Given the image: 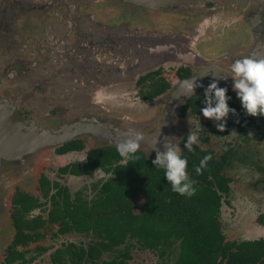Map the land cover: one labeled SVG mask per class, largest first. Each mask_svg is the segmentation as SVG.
I'll list each match as a JSON object with an SVG mask.
<instances>
[{
  "label": "flooded vegetation",
  "instance_id": "1",
  "mask_svg": "<svg viewBox=\"0 0 264 264\" xmlns=\"http://www.w3.org/2000/svg\"><path fill=\"white\" fill-rule=\"evenodd\" d=\"M118 3L138 8L132 19L120 11ZM262 5H253L251 0H205L191 5L198 10H189L186 6L177 10L148 8L121 0H0V185L6 182L12 185L13 192L21 190L17 186L21 178L14 177V171L26 184H30V180L37 183L40 176H45L41 173L27 179L32 170L29 162L44 158L45 146L23 148L20 142L27 126L22 128L13 123L9 105L15 107L27 125L34 123L42 131H59L77 121H89L92 116L100 121H122L121 125L130 126L129 123L141 119L119 111L122 105L132 102L124 100V94L133 93V98L139 102L151 103L164 96L176 82L192 75L200 67V62L195 61L202 54L205 60L213 59L237 47L248 46L251 35L257 34L258 29L261 31ZM120 22L137 37V43L123 41L118 32ZM210 28L214 30L212 40L205 43L196 40L199 36L206 40V35L211 34ZM145 32H153L161 39L159 49L164 51L163 57L152 58L155 51L146 58H136L134 52L129 53L131 45L140 51L144 49L139 36ZM189 51L194 53V58L189 56ZM159 81L168 84L165 92L151 100L139 99L137 90L150 88ZM219 85L231 88L230 84ZM237 99L240 101L239 97ZM108 109L115 110L110 112L116 116L108 119L100 113ZM118 113L123 117L117 116ZM255 117L247 141L264 139V133L257 130ZM260 118L263 122V116ZM74 139L81 141V149L57 154L55 146L51 152L63 156L85 150V158L90 148L117 146L103 142L85 148L82 139ZM60 166L56 167V172ZM261 170L264 169L259 172ZM223 175L228 178L229 186L230 177ZM7 185L5 188L9 189ZM3 188L0 186V205H3ZM228 193L222 196L221 202ZM253 222L256 226H252L253 230L246 227L245 239L240 240L264 239V214L256 216ZM260 231L263 233L258 234ZM0 236H6L4 225L0 227ZM4 244L0 242L3 253Z\"/></svg>",
  "mask_w": 264,
  "mask_h": 264
},
{
  "label": "trees",
  "instance_id": "2",
  "mask_svg": "<svg viewBox=\"0 0 264 264\" xmlns=\"http://www.w3.org/2000/svg\"><path fill=\"white\" fill-rule=\"evenodd\" d=\"M209 84L198 88L179 105L180 117L189 114L196 118V123H201L197 133L203 142L208 139L209 124L201 109L206 106L204 92ZM218 86L227 88L231 98L229 107L236 110L235 115L229 113L224 131L229 129L246 142L248 131L253 129L254 116L246 113L229 86ZM167 89L168 84L159 81L150 88L137 90V96L140 100H151ZM196 123L192 125L195 132ZM210 131L218 134L214 128ZM185 143L183 139L180 154L188 161L187 171L196 188L191 197L172 190L165 169L155 166L154 158L139 150L136 153L139 160H126L114 145L90 148L82 163L70 162L57 168L62 175H90L95 170L107 174L103 181L90 185L91 196L87 197L82 189L71 194L67 186L50 181L46 176L37 180L38 196L15 190L9 210L13 234L0 264L26 259H31L30 264H38L32 262V256L26 258V254L31 250H45L38 241L43 239L46 226H56L51 232L53 235L72 231L91 236L86 245L66 242L53 248L48 253L47 264L95 261L97 264H128L132 246L129 240L158 254L176 246L173 264H264V239L226 240L220 228V202L229 190L228 178L222 169L232 148H226L218 158L212 150L199 144H194V151L189 152L184 148ZM81 148V141L72 139L58 145L54 152L62 154ZM206 155H211L212 159L197 174L196 167ZM33 210L39 212L32 214ZM104 253L110 256L102 259Z\"/></svg>",
  "mask_w": 264,
  "mask_h": 264
},
{
  "label": "rangeland",
  "instance_id": "3",
  "mask_svg": "<svg viewBox=\"0 0 264 264\" xmlns=\"http://www.w3.org/2000/svg\"><path fill=\"white\" fill-rule=\"evenodd\" d=\"M253 5H262L260 0H251ZM120 8V11L129 14L130 18H133V13H136L138 10L137 7L131 6L129 4L124 3H118L117 5ZM264 6V5H262ZM186 9L189 10H198L197 8H194L192 6H186ZM184 7H174L171 9H177V10H183ZM188 14V13H185ZM261 17V31L260 29L257 30V34L259 35L256 37L257 34L251 35L250 44L246 47H237L235 51L229 52L227 54H224L226 57L225 59L227 61H224L225 67L227 66L229 69L231 68L232 64L236 59L242 58L244 56H251L253 58H256L254 55V52L256 50V53L261 54L260 45H263V42H259L258 40L262 41L264 37V13L259 15ZM124 21V20H122ZM121 23V22H120ZM119 23V33L120 37L123 39V41L127 42H133L137 43V37H134L131 31H129V28L124 23ZM154 29V28H153ZM213 28H210L211 34H209V37L206 35V40L204 37L200 39V36L196 40H201L202 42H208L212 40L214 36V30ZM156 31V30H155ZM260 31V32H259ZM201 34V33H200ZM202 35V34H201ZM136 38V39H135ZM140 42L142 44V47L144 48L142 51L138 50L136 46L131 45L129 47L130 54L133 55L132 52H134L136 58H146L149 56L153 51H155V55L152 58H159L164 56V51H161L159 49V45L161 43V39L158 37L157 34L153 32H145L142 33L140 36ZM226 48H228V43H225ZM129 46V45H128ZM222 48V47H221ZM219 51V50H218ZM194 53L192 51H189V56H192L194 58ZM201 55V57H197L195 63L201 62L203 63H217L218 57L224 56L220 55L213 59H206ZM204 59H203V58ZM200 64V65H201ZM219 64L223 65V61L219 62ZM226 67V68H227ZM213 69L208 70L205 74V78H211L213 76ZM217 74V73H216ZM221 74V73H218ZM224 78L227 80H234V78L231 75H220V77H216V81L219 84H230L232 90H233V82L226 83L224 82ZM231 78V79H230ZM200 82V81H199ZM177 82L173 85L171 89H168L166 94L164 96L157 98L156 100L152 101L151 103H143L139 102L135 97L133 98V93L124 94V100L132 101L130 103H126L124 105H120L119 111L135 116L136 118L141 119L140 122L134 121L133 123H129L130 126H124L121 125L122 121H100L97 120L92 116V119H89V121L81 122L77 121L78 123H86V124H92V125H106L108 129H125L128 130L129 128L135 127L140 133H146L149 132L153 127L159 124L160 117L162 115L165 101L168 98L169 94L174 89ZM236 93V92H235ZM237 95V94H236ZM238 97V96H237ZM183 97L178 103V106L176 107L174 113H173V123H172V132L168 135V139H172V137H175V139L172 141L175 143V145L180 149L182 140L185 139L187 141V135L189 132H195L192 128V125L196 123V118L189 114H185L183 117H180L179 115V105L183 101ZM111 103V102H109ZM101 108V107H100ZM103 109V108H102ZM110 111H115L112 109L103 110V112H100L104 117H107L108 119L115 117L114 113ZM118 111V112H119ZM121 113H118L117 116L123 117L120 115ZM126 117V116H125ZM264 119V116H263ZM155 120V121H154ZM260 116L255 117V122L257 124V130L258 132L264 133V121L261 122ZM207 122L209 124V127L206 129V133L208 134L207 141L203 142L199 140L198 143L200 147L208 148L214 152L216 156H219L226 148L230 147L232 148L233 152L231 153V156L229 157L228 164L223 168V173L230 177L231 181L229 183V193L228 195L223 198L220 209H219V222H220V228L223 233V236L226 240H240L245 239L246 234V227L249 230H253V225L255 223L256 216L264 214V185H262V180L264 178V170H261L262 172H259V169H264V139H249L248 141L244 142L240 138L236 137L234 133L231 130L227 131H219L216 127V123L211 119H207ZM123 123H127V121H124ZM156 123V124H155ZM133 124V126H131ZM144 124H147L146 127H143ZM153 124H155L153 126ZM139 126V127H137ZM149 126H152L149 128ZM79 127V126H77ZM141 127V128H140ZM148 128V129H145ZM210 128H214L217 130L218 134H213L210 131ZM59 129V128H58ZM80 129V128H78ZM82 130H79L76 132L74 138H80L84 142V146L86 147H93L98 146L99 144H102L103 142H110L114 143V140L109 136L107 129H102L95 131L93 128H81ZM140 129V130H139ZM47 134H53L58 133L57 131H44ZM250 134V133H249ZM199 136V134L197 133ZM165 134L161 135L159 137V141H157V147L147 148L146 150H142L144 154L148 157L156 158V152L155 148L163 150V145L165 143V138H163ZM87 140V141H86ZM59 144V143H58ZM57 142L51 141L46 142L45 145V155L44 158H39L35 160H31L28 164L30 168H32L31 171L27 174V179H34L39 174L43 173L50 181L56 180L59 183L67 186L69 192L72 194L74 191L78 189H82L85 193V195L91 196L92 195V188L90 185L92 183H99L103 181L107 174L103 173L100 170H95L90 175H79V176H73L68 174H58L56 172V167L60 166L64 163H70V162H78L79 164L83 162L84 158V152L85 150L81 151H72L68 152L63 156H57L56 154L52 153V149L58 145ZM16 170V168L14 169ZM14 177L21 178V181L18 182L17 185L21 190L38 196V191L36 188V182L33 183L30 180V184H26L25 180H22V176L16 173L14 171ZM26 177V176H25ZM23 177L24 179H26ZM23 181V182H22ZM28 182V181H26ZM15 184V183H13ZM6 182L1 184L0 186L3 188L1 193L3 196V199L1 202L3 205L1 206L0 210V227L1 225H4V229L6 231V236L2 237L0 236V242H4V246L9 243L12 234L13 229L11 226V222L9 219V210H10V197L13 193L11 186L7 185L9 189H6ZM259 192V193H258ZM38 210H33L32 214L38 213ZM44 215V213H42ZM261 217V216H260ZM256 226V225H255ZM56 229V226H46L44 228L45 235L43 239L38 241V244L45 247V250L41 252H35L34 250H31L28 254H26V258L29 256H32L33 261L37 262L38 264H47L48 260V253L55 247L60 246L62 243L66 242H73L76 244H83L86 245L89 241H91V236L85 235L83 233H77V232H68L65 234H57L53 235L51 232H54ZM263 232L260 231L258 234H262ZM254 234H257V232H254ZM253 236V235H252ZM131 242V258L128 261V264H173L176 254H177V247L174 246L171 248L169 252H164L163 254H158L157 252L147 249L143 247L142 245L138 244L134 240H129ZM32 246V245H31ZM4 248V247H3ZM3 248L2 252L0 249V260L3 255ZM110 256L109 253L102 254L101 258L105 259ZM31 260V259H30ZM30 260H22L17 261L13 264H30ZM98 262H85L84 264H97Z\"/></svg>",
  "mask_w": 264,
  "mask_h": 264
},
{
  "label": "clouds",
  "instance_id": "4",
  "mask_svg": "<svg viewBox=\"0 0 264 264\" xmlns=\"http://www.w3.org/2000/svg\"><path fill=\"white\" fill-rule=\"evenodd\" d=\"M230 74L234 78L233 90L239 97L242 107L251 116H264V59H256L251 56H244L236 59L232 64ZM186 95L194 94V90L199 85L195 79L185 80L181 83ZM227 88L219 87L217 81L211 82L205 88V107L201 109L203 116L216 123L219 131L223 132L226 127L229 113L236 114L234 108H230L227 95ZM215 105V106H213ZM196 132H189L187 141L184 145L189 152H193V145L198 143L197 132L201 128V123L197 122ZM128 138L117 144V152L126 160L137 161L139 157L136 153L140 150L143 139L142 134L135 128L127 130ZM170 136H165L163 150L155 148L156 158L153 164L165 169L167 180L171 184L172 190L181 196L191 197L195 195L196 188L194 181L190 179L187 168L188 161L182 158L180 149L173 143ZM211 155H206L201 159L199 166L196 167L197 174H200L207 167Z\"/></svg>",
  "mask_w": 264,
  "mask_h": 264
},
{
  "label": "water",
  "instance_id": "5",
  "mask_svg": "<svg viewBox=\"0 0 264 264\" xmlns=\"http://www.w3.org/2000/svg\"><path fill=\"white\" fill-rule=\"evenodd\" d=\"M121 1H126L132 4L140 5L143 7H148V8H163V9H168V8H174V7H185V6H191L193 3L197 2H202L205 0H121ZM257 1V0H256ZM260 3H263L264 5V0L258 1ZM259 42H263V45L258 47L261 49V54L256 53V50L254 52V55L256 59H264V37L263 40ZM228 56H220L218 57L217 63H202L200 62V67L189 77L186 79L178 82L172 92L169 94L168 98L165 101L164 109L162 112V115L160 117V122L158 125L153 127L149 132L146 133H141L143 136V139L140 141L141 147L140 150H146L147 148H152V147H157V141H159V137L163 134L165 136H168L172 131V123H173V113L178 106L179 101L181 98H186L189 95H186L184 92V89L181 86V83L185 80H191L195 79L199 85H205L208 83H211L213 81H216V77H220V75H229L230 70L229 68L225 67L224 61H227L225 58ZM223 61V65L219 64V62ZM213 69L216 72H213V76L211 78H205V73L208 70ZM217 73V74H216ZM221 73V74H218ZM231 79V78H230ZM200 81V82H199ZM233 82L234 80H227L224 78V82L228 83ZM201 86H198L195 88L194 92L200 88ZM13 115H12V120L15 125H21L27 126L25 128L24 136L21 138L20 144L23 145V148L25 149H33L34 147H44L46 145V142H57L58 145L69 141L71 139H74V136L76 132L79 130H82L81 128H93L95 131L102 130V129H107V132L109 136L114 140L115 145H117L119 142L126 140L128 138L127 136V130L125 129H108L106 125H92V124H86V123H76L74 125H68L62 127V130L57 131L58 133H53V134H47L41 129L37 128L34 123L32 125H27L25 120H23L19 114L16 112V110H12ZM79 126V127H77ZM80 128V129H78ZM163 136V138H165ZM57 145V146H58Z\"/></svg>",
  "mask_w": 264,
  "mask_h": 264
},
{
  "label": "crops",
  "instance_id": "6",
  "mask_svg": "<svg viewBox=\"0 0 264 264\" xmlns=\"http://www.w3.org/2000/svg\"><path fill=\"white\" fill-rule=\"evenodd\" d=\"M168 9H170V8H168ZM9 108H10V117H12V115H13V112H12V110H14L15 109V107L14 106H12V105H9L8 106ZM16 110V109H15ZM17 112V111H16ZM20 116V115H19ZM21 117V116H20ZM22 118V117H21ZM23 120H25L24 118H22Z\"/></svg>",
  "mask_w": 264,
  "mask_h": 264
}]
</instances>
